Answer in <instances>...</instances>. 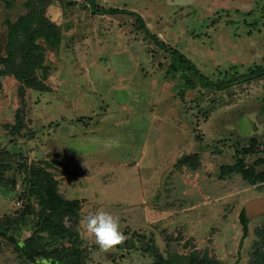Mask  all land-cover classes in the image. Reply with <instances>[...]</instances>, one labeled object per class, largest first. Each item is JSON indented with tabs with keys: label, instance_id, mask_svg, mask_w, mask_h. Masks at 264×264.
I'll list each match as a JSON object with an SVG mask.
<instances>
[{
	"label": "rangeland",
	"instance_id": "obj_1",
	"mask_svg": "<svg viewBox=\"0 0 264 264\" xmlns=\"http://www.w3.org/2000/svg\"><path fill=\"white\" fill-rule=\"evenodd\" d=\"M94 2L140 15L212 82L264 71V0ZM89 6L0 0V73L25 68L36 31L44 54L36 77L50 90L0 74V228L20 241L31 235V217L20 215L27 202L50 208L30 193V173L45 170L57 195L80 203L62 206L77 217L65 223L77 242L50 244L70 247L78 262L152 264L142 252L149 244L164 258L197 250L220 264H252L257 245L264 253V76L207 88L177 70L134 17L93 15ZM239 162L247 180L232 171ZM97 210L118 219V245L102 249L85 231ZM0 264L33 263L0 237Z\"/></svg>",
	"mask_w": 264,
	"mask_h": 264
},
{
	"label": "trees",
	"instance_id": "obj_2",
	"mask_svg": "<svg viewBox=\"0 0 264 264\" xmlns=\"http://www.w3.org/2000/svg\"><path fill=\"white\" fill-rule=\"evenodd\" d=\"M88 1L90 2L89 8L91 9V14L93 15L113 16L124 14L134 17L136 23L145 32V34L150 37L157 46L171 55L172 59L177 65V70H185L186 72L193 74L207 88H211L215 91H222L236 84L249 82L264 76V71L262 70H251L248 73L236 76L232 80L212 82L203 76L197 70L195 65L184 55H182L177 50L168 48L154 35H152L146 28L141 16L137 13L119 8H99L95 4L94 0ZM12 28L13 27L10 26L9 29L12 30ZM30 35L31 39L23 49L22 60L24 61L23 63L25 64V68L15 70L10 73L3 71L0 74L4 76L12 75L15 80L32 90L50 92L48 86L44 85L42 81L36 77V73L44 70V54L43 52H40L39 49L41 47L36 41L38 38V32L34 31ZM45 78L46 76L42 75L41 79ZM259 152L264 155V141L261 144V149ZM262 161L263 160L261 159L259 160V162ZM4 168H6L5 165L0 164V169ZM232 169L233 172L239 173L245 180L248 179L249 167L245 164L239 162L238 165ZM30 174L33 177L32 183L36 185L35 190H32L30 193H35L37 196L41 197V199L45 201L44 203H46L50 208L44 213H41L40 211L37 212L32 204L27 202L24 207V211L20 215V219H23L26 216L31 217V235L24 241H20L19 239L15 238L12 235V232H10L8 229L5 230L0 228V237L12 244L22 259L33 264H83L82 259L80 262H78L76 255L73 253L70 247L66 248L64 245L59 247L50 245L51 241L54 242L61 238H67V240L71 243L77 242L76 239L69 236L67 232L69 230L70 222L77 220V217L71 218L72 214H70V211L73 209L74 211L79 209V201L75 200L67 203L62 199L61 196L57 195L54 190L55 187L51 183V180L48 179V175L45 170H34ZM255 182L254 179L248 180L250 185H254ZM54 201L57 202L58 205L55 204ZM52 202L54 205L51 204ZM68 205H71L73 208H71L72 210H68L66 212L63 210V207ZM67 221L69 222V225L65 224ZM257 235H260L264 240V226L257 229ZM132 245L133 243H131V246ZM142 252L152 258V264H220V262L215 257L209 256L207 253L201 254L197 252V250L189 253L186 256L175 257V259H173L174 257L164 258L159 253L157 248L149 244L143 248ZM253 256L254 260L252 264H264V253L261 250H258V245Z\"/></svg>",
	"mask_w": 264,
	"mask_h": 264
},
{
	"label": "clouds",
	"instance_id": "obj_3",
	"mask_svg": "<svg viewBox=\"0 0 264 264\" xmlns=\"http://www.w3.org/2000/svg\"><path fill=\"white\" fill-rule=\"evenodd\" d=\"M84 228L102 249L111 248L123 240L118 219L105 210L89 213L84 219Z\"/></svg>",
	"mask_w": 264,
	"mask_h": 264
}]
</instances>
